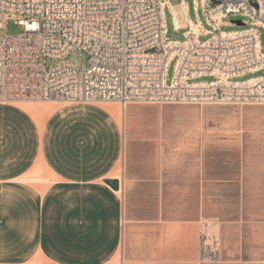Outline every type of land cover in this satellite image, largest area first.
<instances>
[{
	"label": "crops",
	"instance_id": "0c3cea01",
	"mask_svg": "<svg viewBox=\"0 0 264 264\" xmlns=\"http://www.w3.org/2000/svg\"><path fill=\"white\" fill-rule=\"evenodd\" d=\"M47 103L42 122L0 103V264H208L201 229L228 220L223 174L134 110L122 124L110 102ZM226 210L233 222V197Z\"/></svg>",
	"mask_w": 264,
	"mask_h": 264
},
{
	"label": "built area",
	"instance_id": "2783aa9c",
	"mask_svg": "<svg viewBox=\"0 0 264 264\" xmlns=\"http://www.w3.org/2000/svg\"><path fill=\"white\" fill-rule=\"evenodd\" d=\"M181 4L189 28L184 40H172L167 7L174 28L180 25L170 0H0V17L15 15L23 27L0 35V103L264 104V74L235 79L264 70V0H194L197 22L187 0ZM199 6L211 29L200 20ZM230 15L242 18L227 21ZM201 35L211 37L201 41ZM73 51L82 54V68L68 58ZM48 57L58 62L47 67ZM202 77L212 79L197 81ZM201 234L206 237L205 227Z\"/></svg>",
	"mask_w": 264,
	"mask_h": 264
},
{
	"label": "rangeland",
	"instance_id": "374dc122",
	"mask_svg": "<svg viewBox=\"0 0 264 264\" xmlns=\"http://www.w3.org/2000/svg\"><path fill=\"white\" fill-rule=\"evenodd\" d=\"M177 15L180 29L174 28V19L170 7L166 8L168 37L172 40H184L188 30L186 15L181 0H170ZM189 17L197 22L194 0H187ZM199 17L207 29L203 9L199 6ZM0 35L20 33L23 27L16 22L18 17L1 14ZM242 18L230 15L227 21ZM251 24L223 25V31H235L251 27ZM211 35H201L205 41ZM264 44V33L261 36ZM84 56L88 58L87 54ZM68 58L82 68L83 56L73 51ZM58 60L48 57L46 66L55 65ZM176 60L168 68V83L173 79ZM264 70L248 72L235 78L243 81L261 76ZM211 77H202L197 81H209ZM23 101V102H22ZM25 101V102H24ZM32 103L46 100H17L3 104ZM59 106H85L110 102L123 107L117 101L64 102L51 100ZM28 103V102H27ZM120 122L125 124L127 110H134L135 120L161 124L160 131L167 143L174 145L178 157H191L202 162L209 178L223 174L225 217L228 222L209 219L205 225L206 237L201 234L202 249L208 264H264V104H163L152 102H133L127 104ZM124 118V119H123ZM237 176L238 181H237ZM232 178L234 185L232 187ZM236 182L239 184V210L236 215ZM233 188V189H232ZM234 200V220L231 210L227 214L226 204ZM227 219V218H226ZM238 219V220H237Z\"/></svg>",
	"mask_w": 264,
	"mask_h": 264
},
{
	"label": "bare ground",
	"instance_id": "6f19581e",
	"mask_svg": "<svg viewBox=\"0 0 264 264\" xmlns=\"http://www.w3.org/2000/svg\"><path fill=\"white\" fill-rule=\"evenodd\" d=\"M176 24L177 25L179 24L177 22V20H176ZM48 101H51V100H46V101L37 102V103H32L31 101L30 102L27 101L28 103L27 102L26 103H20L19 105L24 107L31 114H33L39 120V122H42L44 115L46 113H48V111H49V103H47ZM108 105L110 106V108L115 112V114L119 118H121V116L125 113V111L127 109L126 108L127 106H124V105H123V107L115 105V104H108Z\"/></svg>",
	"mask_w": 264,
	"mask_h": 264
},
{
	"label": "water",
	"instance_id": "95a60500",
	"mask_svg": "<svg viewBox=\"0 0 264 264\" xmlns=\"http://www.w3.org/2000/svg\"><path fill=\"white\" fill-rule=\"evenodd\" d=\"M236 23L238 24H241L242 22L237 20ZM106 182L112 187L114 188L115 190H118L119 189V181L117 179H109V180H106Z\"/></svg>",
	"mask_w": 264,
	"mask_h": 264
}]
</instances>
